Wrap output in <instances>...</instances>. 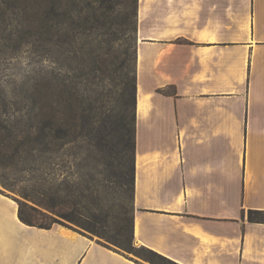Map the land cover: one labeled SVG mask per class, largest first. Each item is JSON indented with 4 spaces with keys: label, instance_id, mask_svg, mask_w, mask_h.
Wrapping results in <instances>:
<instances>
[{
    "label": "crops",
    "instance_id": "1",
    "mask_svg": "<svg viewBox=\"0 0 264 264\" xmlns=\"http://www.w3.org/2000/svg\"><path fill=\"white\" fill-rule=\"evenodd\" d=\"M133 241L177 264H264V0H138ZM0 190V264H146Z\"/></svg>",
    "mask_w": 264,
    "mask_h": 264
},
{
    "label": "rangeland",
    "instance_id": "2",
    "mask_svg": "<svg viewBox=\"0 0 264 264\" xmlns=\"http://www.w3.org/2000/svg\"><path fill=\"white\" fill-rule=\"evenodd\" d=\"M135 6L136 0H64L60 25L49 28L45 20L44 30L38 32L35 26L25 28L21 20L26 18L0 0V190L18 208H37L58 225L138 258L36 207L43 192L62 213L94 225L101 234H111L114 222L130 220L133 211L132 196L116 176V161L104 150L79 137L40 157L32 131L40 82L46 94L54 82L61 90L72 83L78 98L89 93L102 112L116 106L131 80L136 85ZM132 247L139 248L134 241Z\"/></svg>",
    "mask_w": 264,
    "mask_h": 264
},
{
    "label": "trees",
    "instance_id": "3",
    "mask_svg": "<svg viewBox=\"0 0 264 264\" xmlns=\"http://www.w3.org/2000/svg\"><path fill=\"white\" fill-rule=\"evenodd\" d=\"M16 12V16H24L26 19L25 28L35 26L38 32H42L45 20L52 26L60 25L63 16L62 6L64 0H1ZM137 9L136 0L135 18L132 23V30L137 35ZM4 13L0 12V18ZM103 17V16H102ZM135 62L137 58V46H135ZM53 87V86H52ZM129 91H128V88ZM63 95V98L61 97ZM78 93L72 83L61 90L60 85L54 82V87L46 94L44 83H39L35 89V115L33 125V138L36 151L41 157L46 150L60 151L62 147L73 143L81 137L87 144H93L104 150L109 158L116 161L121 186H124L132 196L134 191V155H135V122H136V85L131 80V84L125 85L120 94V98L115 107L102 112L97 106L96 99L85 94L78 98ZM60 97V98H59ZM35 203L36 207L42 208L49 213L59 216L66 221L74 223L84 229L97 233L101 238L111 243L118 249L133 254L143 261L152 264H177L147 248L139 247L134 249L133 243V211L130 220L114 222L115 229L111 232L102 233L94 228V225L83 224L75 217L62 213L57 206L51 202V198L45 195ZM59 202V201H58ZM67 202V201H61ZM18 219L21 223L49 229L54 224H58L55 218L44 216L37 208L26 207L21 204L18 208ZM124 219V218H123ZM247 220L250 223L264 224V211L249 210ZM97 219L94 224L98 225ZM107 246V245H106Z\"/></svg>",
    "mask_w": 264,
    "mask_h": 264
}]
</instances>
